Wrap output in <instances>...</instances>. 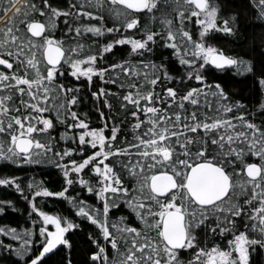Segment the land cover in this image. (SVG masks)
Wrapping results in <instances>:
<instances>
[{
  "label": "snow or ice",
  "instance_id": "snow-or-ice-1",
  "mask_svg": "<svg viewBox=\"0 0 264 264\" xmlns=\"http://www.w3.org/2000/svg\"><path fill=\"white\" fill-rule=\"evenodd\" d=\"M17 2L8 0L2 11L13 15L0 28V163L52 162L60 168L64 185L54 191L43 181L28 183L31 198H23L31 206L29 217L36 214L32 227L21 232L0 226V234L22 240L15 256L24 264H48L63 249L64 264H73L68 234L79 225L43 210L37 200L56 197L67 199L75 215L97 229L89 233L95 245L89 264H260L264 118L256 122L255 111L230 99L220 83L209 82L204 74L214 66L255 75L251 60L225 54L207 42L216 32L237 34V15H222L217 0H175L178 26L173 27L175 18L162 15L164 29L156 32L137 29L135 13L159 10L161 0H107L109 11L120 22L112 27L102 23L105 17L99 13L105 0H70L67 8L53 0H40V6L30 0L23 7ZM250 3L257 19L264 21V0ZM60 17L68 42L54 35ZM186 21L200 26L195 38L186 30ZM87 33L115 35L93 50L79 42ZM158 42L185 67L183 76H174L166 63L146 55ZM125 45L129 46L126 57L106 66L99 63ZM66 72L75 80L85 79L89 86L94 77L116 86L117 91L100 87L91 92L104 106L97 107L102 127H92L87 113L78 112L80 88L61 82ZM173 80L194 81L195 86L178 90L169 86ZM256 80L264 94V74ZM111 97L119 99L124 119L132 124L131 139L127 135L118 139L121 128L111 118ZM258 111L264 117V101ZM57 124L65 127L60 140L67 146L60 151H54L58 141L51 134ZM19 179L0 174V187L23 194ZM74 184L93 195L97 204L69 195ZM120 203L133 220L111 218ZM6 206L15 208L12 200H0V214ZM197 230L223 238L224 246L209 247L198 239ZM0 250L11 251L13 245L0 240Z\"/></svg>",
  "mask_w": 264,
  "mask_h": 264
},
{
  "label": "trees",
  "instance_id": "trees-1",
  "mask_svg": "<svg viewBox=\"0 0 264 264\" xmlns=\"http://www.w3.org/2000/svg\"><path fill=\"white\" fill-rule=\"evenodd\" d=\"M29 2L30 0H18L17 7H23ZM53 2H55L58 7L67 8L70 0H53ZM217 2L221 6L222 15H237L239 27L237 34L216 32L207 42L222 50L225 54L240 57L245 60H251L256 71L255 75L251 73L241 74L235 68L220 70L211 66L210 68L205 69L204 74L207 76L209 82L220 83L229 94L230 99L241 100L247 105L249 111H255L257 113L256 122L259 123L260 120L264 118L258 111V105L261 101H264V94L261 93L256 77L264 74V21L257 19V10L252 7L250 0H217ZM35 3L37 6H40V0H35ZM7 4L8 0H0V28H3L5 22L13 15L12 12H9L7 15L3 14L2 10ZM109 7L110 5L107 0H105L104 8L99 10V13L105 17L102 23L107 27H112L114 24L119 26L120 22L117 21L113 13L109 11ZM175 7V0H167V3H164L163 0H161V2L158 3L159 10L154 9L152 13H147L146 10L143 13H135L139 18L137 29H144L147 27L153 31L161 32L164 29V26L161 23L162 15H168L169 17L175 18L173 27H177L179 17L175 12ZM153 15L156 19L152 18ZM63 20L64 17H60L54 35L57 38L64 36L66 42H68V37L64 33L66 26L64 25ZM93 23H95V21H93ZM21 27L23 26L21 25ZM185 27L186 30L193 32L195 38L196 29L200 26L195 25L192 21H186ZM121 31L123 32V28H121ZM135 31L136 30H129V32ZM114 35L115 34L113 33L97 37L92 33H87L78 39L80 43H83L86 46L91 45L92 49L95 50L100 45L108 43ZM72 43H75V41H72ZM161 43L162 42L157 43L153 53L146 55H150V58L157 63H166L174 76H183L185 73V67L180 65L178 60L172 55V50L161 47ZM128 50L129 46L127 45L117 46V48L113 50L115 52L114 56L106 54L105 60L100 61L99 63L106 66L107 63L113 62L119 57H126L128 55ZM132 58L136 59V57ZM61 82L72 84L73 86H79L80 102L77 109L78 112L87 113L92 127H102L103 121L99 117L97 107L103 108L104 106L99 101H95L91 92L98 90L100 87L117 91L116 86L105 84L95 77L93 78L91 86H89L85 79L82 78L79 81L75 80V78H72L67 72L65 73V77L61 78ZM173 85L180 90L188 85L195 86V82L185 80L184 83H180L179 80H173L169 86ZM110 100L113 104V114L111 118L114 119L115 123L119 124L121 128V132L118 134V139H120L122 135H127L129 139H131L132 124L129 119H124V113L119 109V99L111 97ZM104 110L106 115H109L107 109ZM52 115L54 116L55 113L53 112ZM64 131L65 127L59 124H57V127L54 130H52L51 134L55 136L58 141L54 151H60L61 146H67L63 140H60V134ZM106 134H110V131L107 129ZM68 143L71 144V141ZM251 160L256 161L257 158L251 157ZM85 171L87 172V170ZM0 174L15 175L19 177L20 179L18 182L21 184L22 188L25 189V192L21 194L15 191L14 188L0 187V200H12L15 205V208L6 206L5 212L0 214V226L7 225L9 227H14L21 232L25 228H31L32 219L36 217L35 213H33L32 217H29L31 206L29 201L23 198L24 195H28L29 198H31V192L27 188L28 183L33 181H43L46 187L54 191L60 190L64 185V178L60 168H57L52 162H45L39 165L0 163ZM85 178L93 180L92 176H86ZM128 183L132 185L134 181L128 180ZM69 195L86 200L91 205L97 204L96 198L87 193V191L79 184H74L72 188L69 189ZM37 200L39 206L43 210L48 211L50 214H60L73 219L79 225L78 229L68 234V238L73 245L71 253L72 261L73 264H89L90 254L95 250V245L91 242L89 233L95 234L97 232L96 227L84 218L76 216V209L73 208L72 204L67 199L39 197ZM120 216L127 217L129 221L134 219L130 210L123 203H120L119 208L113 209L111 213L112 219H116ZM197 237L199 240L206 241L209 247L214 243H219L222 247L224 246V239L219 236H213L211 233L204 235L200 230H197ZM0 240H2L5 245H13V250L11 251L0 250V264H16L17 261H19V264H24V261L19 257H16L14 254V249L22 244V240H13L12 237L4 236L2 234H0ZM108 251L109 258L112 259L114 252L110 247ZM65 255V251L61 249V251L48 260V264H64ZM184 258L188 259L190 257L186 255ZM258 260L260 264H264V254L260 255Z\"/></svg>",
  "mask_w": 264,
  "mask_h": 264
},
{
  "label": "rangeland",
  "instance_id": "rangeland-1",
  "mask_svg": "<svg viewBox=\"0 0 264 264\" xmlns=\"http://www.w3.org/2000/svg\"><path fill=\"white\" fill-rule=\"evenodd\" d=\"M49 227H51V226H49Z\"/></svg>",
  "mask_w": 264,
  "mask_h": 264
},
{
  "label": "water",
  "instance_id": "water-1",
  "mask_svg": "<svg viewBox=\"0 0 264 264\" xmlns=\"http://www.w3.org/2000/svg\"><path fill=\"white\" fill-rule=\"evenodd\" d=\"M214 67V66H213Z\"/></svg>",
  "mask_w": 264,
  "mask_h": 264
}]
</instances>
